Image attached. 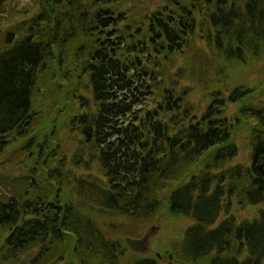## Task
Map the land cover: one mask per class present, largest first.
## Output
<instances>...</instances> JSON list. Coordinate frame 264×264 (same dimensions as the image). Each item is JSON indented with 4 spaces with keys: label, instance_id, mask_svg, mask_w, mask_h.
I'll use <instances>...</instances> for the list:
<instances>
[{
    "label": "trees",
    "instance_id": "obj_1",
    "mask_svg": "<svg viewBox=\"0 0 264 264\" xmlns=\"http://www.w3.org/2000/svg\"><path fill=\"white\" fill-rule=\"evenodd\" d=\"M7 1L0 0V15ZM120 6L121 0H41L39 11L5 34L0 156L13 137L31 135L38 88H58L55 80L69 82L79 71L88 95L74 94L80 108L71 124L80 146L72 166L88 172L93 160L97 174L70 175L74 196L64 197L61 164L48 171L57 185L54 193L40 191L35 171L24 191L0 197L2 259L35 247L32 264H53L54 256L63 262L65 251L73 264H117L127 247L109 237L97 218L148 220L163 205L159 192L167 190L170 214L194 221L183 233V259L264 264V106L246 104L254 91L213 90L200 115L185 102L188 87L180 94L165 89L149 103L160 89L164 64L185 53L198 32L213 53L216 63L207 66L216 74L231 62L247 65L264 58V0H167L138 23ZM200 54L203 69L205 54ZM178 73L184 78L187 70ZM228 103L239 105L234 121ZM251 119L256 125L250 127V164L232 165L239 153L236 121ZM43 145L35 137L27 143ZM40 158L46 162L48 155ZM234 202L262 207L257 217L237 220ZM133 264L159 263L144 256Z\"/></svg>",
    "mask_w": 264,
    "mask_h": 264
},
{
    "label": "rangeland",
    "instance_id": "obj_2",
    "mask_svg": "<svg viewBox=\"0 0 264 264\" xmlns=\"http://www.w3.org/2000/svg\"><path fill=\"white\" fill-rule=\"evenodd\" d=\"M167 0H121V11L126 12L130 21L140 22L142 18L153 10L165 5ZM41 6V0H8L4 6L3 13L0 15V50L4 47L5 34L19 27L20 22L34 15ZM192 45L185 53L177 56L173 61L164 64V72L159 77L160 89L150 97L149 103L156 102L159 93L165 89L176 88L178 94L185 88H189V95L185 102L193 107L194 114L200 115L211 100L213 90H225L227 95L236 86H245L252 89L253 96L246 104L255 106H264V58L254 60L247 65H241L231 62L226 65L225 72L216 74L213 68L207 66V62H215L213 53L210 52L202 41L201 33L194 35ZM204 49L198 51V49ZM200 52L205 54L203 58L204 65L202 69ZM72 61V57L69 58ZM216 63V62H215ZM184 67L187 75L184 78L179 77L178 69ZM202 82H204L202 84ZM55 84L60 87L49 86L39 87L33 101L34 110L37 113L36 123L33 125L31 135L26 139L13 137L11 146L0 156V197L9 194H19L31 183L32 174L36 179L38 188H47L50 192L57 189L56 183L49 179V168L58 167L64 164L63 176L66 181L64 187L65 196L73 197V183L70 175L97 174V166L91 161V170H77L74 164L76 155L79 153L80 135L72 129L71 118L79 110L80 104L74 97V94H87L86 79L80 72L74 74V79L67 82L55 80ZM157 88V87H156ZM154 104V103H153ZM238 103H228L227 115L234 121L238 117ZM239 123V124H238ZM238 127L235 133V142L238 145L239 153L234 158V164H250V155L252 144L250 141V127L256 125L254 119L245 123L236 121ZM31 137H35L39 143H44L41 149L38 147H28L27 143ZM42 151V154H41ZM48 153V154H47ZM52 153H58L57 157ZM48 155L47 161L41 156ZM55 157V158H54ZM63 161V162H62ZM50 166V167H49ZM66 176V178H65ZM168 191H160L159 196L165 198L158 214L150 219H133L125 217L104 218L98 217L97 223L103 231L112 238L124 242L126 248L125 255L119 259L117 264H133L139 257H154L159 264H207V261L189 263L181 254V244L184 230L194 221L192 218L175 217L170 214L167 204ZM233 215L237 220L252 219L257 217L262 205L239 206L236 202L233 204ZM224 218V214L220 219ZM151 232L148 240V250L145 253H137L131 250L126 243V238H141L148 232ZM136 232L135 234H133ZM134 235V236H131ZM0 234V264H32V261L38 253V248H29L16 259L5 262L2 257L4 243ZM68 246L60 248L59 252L63 254ZM63 254L65 260L59 262L57 256H54L52 262L55 264H73L74 257L71 252L65 251ZM42 264V263H41ZM75 264H81L78 260ZM96 264V263H93Z\"/></svg>",
    "mask_w": 264,
    "mask_h": 264
},
{
    "label": "water",
    "instance_id": "obj_3",
    "mask_svg": "<svg viewBox=\"0 0 264 264\" xmlns=\"http://www.w3.org/2000/svg\"><path fill=\"white\" fill-rule=\"evenodd\" d=\"M152 231L148 232L144 237L142 238H133L128 237L126 239V243L130 246V248L139 253H144L148 250V240L150 237Z\"/></svg>",
    "mask_w": 264,
    "mask_h": 264
}]
</instances>
